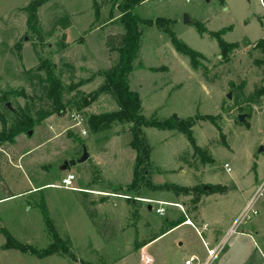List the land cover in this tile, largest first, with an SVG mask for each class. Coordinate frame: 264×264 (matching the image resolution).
<instances>
[{
    "label": "rangeland",
    "instance_id": "rangeland-1",
    "mask_svg": "<svg viewBox=\"0 0 264 264\" xmlns=\"http://www.w3.org/2000/svg\"><path fill=\"white\" fill-rule=\"evenodd\" d=\"M118 3L0 0V93L24 89L26 95L39 96L37 79L26 70L48 59L65 83L68 103L64 113L51 115L31 135L19 134L6 152L0 148V264H185L195 257L193 264H205L207 237L201 229H219L225 235L224 249L210 264H264V190L254 206L258 214L227 236L247 202L264 187V97L248 102L255 85L264 81V53L255 48L264 38V0H142L137 6L143 19H166L178 38L204 54L207 68L206 75L194 70L162 29L141 27L130 87L140 95L142 113L162 129L144 128L150 153L143 166L157 188L138 190L129 188L137 159L129 123L102 133H91L85 124L86 135L71 128L72 113L87 121L91 114L118 109L114 97L101 91L105 79L98 74L119 61V54L106 47L107 37L125 31ZM185 14L191 23L184 22ZM210 32H222L225 41L239 44L229 60L222 59ZM138 62L143 68L136 67ZM81 93L97 96L79 109ZM9 103L19 110L31 100L10 96ZM0 110L6 112L1 95ZM243 113L242 122L238 116ZM174 115L178 122H194L189 126L192 135L214 163L192 157L187 137L172 126ZM83 146L90 157L63 170L66 161L82 155ZM194 162L197 168L188 164ZM69 172L81 191L45 185L61 184ZM172 184L210 188L191 195L158 188ZM153 200L171 205L159 215L161 205ZM184 215L194 225L180 223L167 231L168 219ZM4 229L40 252L56 242L55 232L61 251L40 257L4 249ZM155 236L148 257L145 252L141 256L140 245Z\"/></svg>",
    "mask_w": 264,
    "mask_h": 264
},
{
    "label": "trees",
    "instance_id": "trees-1",
    "mask_svg": "<svg viewBox=\"0 0 264 264\" xmlns=\"http://www.w3.org/2000/svg\"><path fill=\"white\" fill-rule=\"evenodd\" d=\"M118 3V9L120 11V22L123 25L125 31L123 33H118L107 37L106 47L110 52H117L119 54L118 63L98 74L105 79V84L102 86L101 91L110 93L117 105L118 109L115 111H105L100 113H94L88 116L86 125L91 133H102L111 130L117 124L129 123L131 125L130 132L132 133L133 139L130 143L131 147L137 152L136 165L133 171V180L130 184V190H138L141 187H152L156 189L148 176V169L143 166L149 162L150 146L148 145L145 136L144 128L146 127H156L162 129V126L154 120L148 119L142 113V101L140 95L137 91H134L130 87V74L135 68V61L139 58V51L142 38V26H157L164 32L168 33L174 46L175 50L182 55L189 58L190 65L194 70L203 71V74H207V68L204 64L206 57L203 53L192 49L184 41L177 37L176 33L170 29L169 22L159 17L155 20L143 19L136 12L137 6L142 2V0H114ZM35 11H32V15ZM199 27L198 24H196ZM201 34L207 32L205 28H198ZM211 37L215 38L220 47V54L223 60H229L230 54L236 50L239 46L237 42H227L222 38V32H210ZM255 48L262 50L264 53V38L259 39ZM137 68H143V64L138 62ZM28 74H33L37 79V87H39L40 95L29 96L26 95L25 90L22 89L20 92L16 91H3L0 93L1 98L4 102V107L6 112L0 110V148L3 152H6L8 148H11L16 141V137L21 133H28L34 127L40 125L45 119L53 114H61L67 110L68 103L64 100V95L66 91V86L61 77L55 71V65H53L48 59H44L40 65L35 69L26 70ZM44 72V74H42ZM35 85V84H33ZM235 87V84H231ZM73 86L72 88H74ZM71 88V89H72ZM243 86L240 85L238 89H242ZM70 89V90H71ZM80 104L77 106L79 109L90 105L96 98L97 95L89 98L87 95L81 93ZM10 96H24L31 100V103H27L24 107L18 109H9L6 107V103L9 102ZM264 97V81L261 84H256L254 90L248 97V102H253ZM70 103V102H69ZM8 115L13 116V120H10ZM176 122L173 127L177 128L181 133H183L193 150L194 159H200L202 163H214V158L208 149L199 146L196 143L195 138L192 135V131L189 126L194 124L193 121L189 123ZM81 142V139H80ZM191 167L197 168V164L188 163ZM165 187V188H164ZM158 188H164L166 190H171L176 194L191 195L192 192H204L205 189L202 185H197L194 187L179 186L176 184L168 186H160ZM211 190V189H210ZM84 207L90 212L86 203ZM45 220L48 222L47 213L44 209ZM95 213V212H94ZM93 213V214H94ZM96 215V214H95ZM187 220V217H183L179 220L168 219L169 229L176 227L180 223ZM4 234L6 236V242L3 245L4 249H18L22 252H30L36 254L40 257L48 256L59 252L58 244H61V240L57 233L53 232V238L57 242H53L43 251H39L35 247L24 244L17 240L11 233L4 229ZM101 235L102 230L99 229ZM154 237L152 240H154ZM150 241L144 242L145 245ZM139 246V247H140ZM63 250L67 252V247L64 244ZM61 251V250H60ZM63 251V252H64Z\"/></svg>",
    "mask_w": 264,
    "mask_h": 264
},
{
    "label": "built area",
    "instance_id": "built-area-1",
    "mask_svg": "<svg viewBox=\"0 0 264 264\" xmlns=\"http://www.w3.org/2000/svg\"><path fill=\"white\" fill-rule=\"evenodd\" d=\"M71 118L73 121V124L71 125V128L73 127H79L80 131H81V135H86L87 129L85 127L86 121L84 119V117L80 114V113H72L71 114ZM225 168L227 170V172L231 171V167L226 164ZM76 179L75 174H73L72 172H69L65 177H63L61 184H56L54 185L55 187H60V188H66V189H74L77 190L78 188L74 187V181ZM264 190V187H259L256 191V193L254 194V196L251 197V199L247 202V204L245 205V207L243 208V210L240 212V214L237 216V218L235 219V221L233 222L232 226L230 227L227 236L229 237L231 234L238 232V228L245 223L247 220L251 219V217L255 216L258 214V211L254 209L255 203L258 199V197H260L262 195V192ZM113 196H120L123 198H127V196L125 195H117V194H113ZM2 200V198L0 197V201ZM153 202H157L159 203L161 206L158 207L156 209V212L159 215H164L166 212V207L168 205H171V203L166 202V201H161V200H153ZM177 206L181 207L180 204H176ZM224 240L225 238H223L217 245H215L214 247L210 248L208 247V243L205 242L206 245V249H207V261L205 264H210L214 259L217 258V256L220 254V252L224 249ZM197 261L198 259L195 258H191L186 260L185 264H193L194 261Z\"/></svg>",
    "mask_w": 264,
    "mask_h": 264
},
{
    "label": "crops",
    "instance_id": "crops-1",
    "mask_svg": "<svg viewBox=\"0 0 264 264\" xmlns=\"http://www.w3.org/2000/svg\"><path fill=\"white\" fill-rule=\"evenodd\" d=\"M45 185H49V186H54V185H56V184H45ZM74 190V189H73ZM82 190V187H78V189H77V191H81ZM184 217H187V220L185 221V222H183V223H187V224H190V225H194V223L192 222V220L189 218V216H187V215H184ZM169 230H171V229H168L167 231H169ZM201 230H204L205 231V233H206V240L208 241V243H211V244H214V246L215 245H217L222 239H223V237L225 236L224 235V232H223V230H219V229H201ZM248 235V234H247ZM156 238L154 239V240H156L159 236H155ZM154 240H152L151 242H149V243H147V244H145V245H143L142 247V249H141V251H140V254H141V256H142V254L145 252V256L144 257H148V255H147V247L154 241ZM207 241H205V242H207ZM145 258V259H146ZM147 260V259H146ZM188 260V259H187ZM186 262V261H185Z\"/></svg>",
    "mask_w": 264,
    "mask_h": 264
},
{
    "label": "water",
    "instance_id": "water-1",
    "mask_svg": "<svg viewBox=\"0 0 264 264\" xmlns=\"http://www.w3.org/2000/svg\"><path fill=\"white\" fill-rule=\"evenodd\" d=\"M184 22L185 23H191L192 20L191 18L189 17L188 14H185L184 15ZM227 97L230 99L231 98V92L228 93ZM6 106L9 108V109H12L11 108V104L9 102L6 103ZM250 111V108L248 109ZM245 117H246V113H243V114H239L238 118L240 121H245ZM174 119H178V117L176 115H174L173 117ZM32 134V130H30L28 132V135H31ZM90 157L88 151H87V148L85 146H83V150H82V155L77 158V159H71V160H68L64 163V165L62 166V169L63 170H69L73 165H75L77 162H84L86 161L88 158ZM210 187L205 185L204 186V189H209ZM149 209H152L151 206H149Z\"/></svg>",
    "mask_w": 264,
    "mask_h": 264
}]
</instances>
